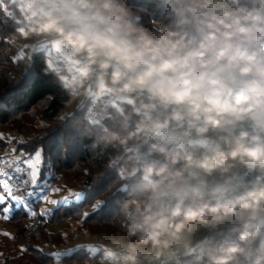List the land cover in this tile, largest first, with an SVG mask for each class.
<instances>
[{
	"label": "clouds",
	"instance_id": "9594fccd",
	"mask_svg": "<svg viewBox=\"0 0 264 264\" xmlns=\"http://www.w3.org/2000/svg\"><path fill=\"white\" fill-rule=\"evenodd\" d=\"M152 3L24 0L23 15L28 38L72 53V99L96 88L138 264H264V0Z\"/></svg>",
	"mask_w": 264,
	"mask_h": 264
},
{
	"label": "trees",
	"instance_id": "16d2710c",
	"mask_svg": "<svg viewBox=\"0 0 264 264\" xmlns=\"http://www.w3.org/2000/svg\"><path fill=\"white\" fill-rule=\"evenodd\" d=\"M141 3L146 9L153 8L152 0ZM23 13L24 0L21 3L0 0V159L8 160L11 142L16 152L25 154L23 158L37 148L43 149L40 180L51 186L63 178L68 188L84 194V199L73 202L72 197L70 206L57 204L43 208L50 215L42 216L38 208L40 200L22 197L37 215L28 216L22 206L12 212L8 221L14 225L11 238L18 251L3 250L0 244V264L58 263L45 259L34 249L43 253L69 249V239L56 227L70 219L79 221L88 236L106 237L122 246L116 253H128L127 244L135 237L128 234L127 220L117 211L112 188L122 161L117 159L118 150L106 146L101 139L104 128L111 122L99 114L101 106L94 100L95 87L87 97L72 99L73 92L64 82L63 73L55 72L48 64L43 44L32 47L16 44L30 30ZM104 100L109 110L113 103L127 106V101L107 95ZM28 131L34 132L33 135H23ZM3 134L11 137L6 139ZM24 190L32 191V188ZM101 204L104 206L98 207ZM84 213L89 214L87 218ZM21 245L27 251H21ZM91 259L90 255L78 253L76 258L60 263Z\"/></svg>",
	"mask_w": 264,
	"mask_h": 264
},
{
	"label": "rangeland",
	"instance_id": "374dc122",
	"mask_svg": "<svg viewBox=\"0 0 264 264\" xmlns=\"http://www.w3.org/2000/svg\"><path fill=\"white\" fill-rule=\"evenodd\" d=\"M22 1L23 0H19L20 3ZM32 41H33V39L28 38L27 33H26L22 40L16 41V44L18 46L28 45V44H31ZM44 46L46 47L47 60H48V64L50 66L54 65V60L52 58L53 52H55L56 50L59 52V55H58L59 57H56V58H60L62 55L66 56L65 53L69 52V50L62 48L59 45H54L52 43L46 42V44ZM33 133L28 131V132H24L23 135H27V134L33 135ZM3 136L6 139L11 137V136L8 137V135H6V134H3ZM12 149H14L13 142H11L8 146V152H9V157H7L8 160L9 159L14 160L17 157H20L21 159L29 158V156L23 158V155H21V153H22L21 151L13 153ZM7 166H8L7 164H0V168H3L5 171L11 173L10 168H8ZM26 171H27V169H26ZM70 183H72V182H70ZM10 184L13 186L14 192L16 195L24 197L25 199L31 198V197L27 196V192H29V191L23 192V189L28 190L31 187L30 185L21 186L19 183L17 185L16 181L14 179L10 181ZM50 188H58V189H60V191H58V192L48 191L47 200H57L58 202L63 201L64 196L69 195L70 192L75 190V189L68 188V183L63 178L57 179L56 182L50 186ZM73 199L75 200L74 197H73ZM8 204L10 206H12L13 211L16 208L21 207V206H16L15 201H11V200L8 201ZM28 205L29 204L24 203V205H22L23 210L27 211V209L29 208ZM51 206H53V205L50 203H47L46 201L40 200V205L38 208H39V211H41V210H43V208H48ZM12 214L13 213L10 214L9 218L12 216ZM79 223H80L79 221H75V220L70 219V220L64 222L63 224L59 225V227H56V228L62 229L63 233L65 234V237H67L69 239V241H70L69 246H68L69 248L74 247V246L77 247L78 245H92V246H96L99 249V251L96 253V254H98V256H96L95 258H92L90 261H87V262L78 261V262L72 263V264H108L109 260H107V259H109L111 256H113L115 251L123 248L122 246H120L118 244L112 243V241H110L106 237L88 236L84 232V230L80 227ZM14 232H15L14 225L11 224L8 221V219H4L3 216H0V235L2 237V239L0 240L1 241L0 244H1L3 250L7 251L8 249H10L9 251L14 252V253H16L18 251V249L16 247H13V244H12V238L11 237H12V234ZM4 233H9L10 235L6 236V235H4ZM1 252L2 251L0 250V254H2ZM1 256L2 255H0V257ZM54 264H69V263L58 262V263H54Z\"/></svg>",
	"mask_w": 264,
	"mask_h": 264
},
{
	"label": "snow or ice",
	"instance_id": "6c2138e0",
	"mask_svg": "<svg viewBox=\"0 0 264 264\" xmlns=\"http://www.w3.org/2000/svg\"><path fill=\"white\" fill-rule=\"evenodd\" d=\"M17 150L12 149V152L15 153ZM42 151L43 149L37 148L34 150L33 154H29V158L21 159L17 157L12 160H3L0 159V164H7L11 169V173L5 171L3 168H0V216H3L4 219H8L10 214L13 211L12 206L8 204V201H15L16 206L24 205V199L16 195L14 192L13 186L10 184L11 180H15L21 186L30 185L32 191L27 192V196L35 198L36 200H43L52 205L62 204L64 206H70V198L74 197L75 201H82L84 199V194L70 192L69 196L64 197L63 201L57 200H47L48 191L58 192V188H50L46 180H40V165L42 162ZM21 155H25L21 153ZM27 169V171H26ZM104 205H98V207H103ZM26 214L28 216H36L37 213L32 210L30 207L27 209ZM41 215H50V212L47 209L42 210ZM85 218L88 217V213L83 214ZM8 236L9 233H4ZM35 251L41 252L42 256L45 259L52 260L54 262H61L66 260H72L76 258L78 253H83L84 255H90L92 258H95V254L99 251L96 246L92 245H78L76 248H69L63 252H51L43 253L41 249H34ZM21 251H27L25 246L21 245ZM2 255V254H0Z\"/></svg>",
	"mask_w": 264,
	"mask_h": 264
},
{
	"label": "built area",
	"instance_id": "2783aa9c",
	"mask_svg": "<svg viewBox=\"0 0 264 264\" xmlns=\"http://www.w3.org/2000/svg\"><path fill=\"white\" fill-rule=\"evenodd\" d=\"M52 68L57 73H63L64 82L67 84L68 89L73 92L74 82L76 81L79 75V68L76 67L72 62L69 61V59L66 58L58 59L54 63ZM97 104L98 106H101L100 101H96V105ZM16 184L18 185V182H16ZM108 264H138V261L137 258L132 254L115 252L114 255L109 258Z\"/></svg>",
	"mask_w": 264,
	"mask_h": 264
},
{
	"label": "crops",
	"instance_id": "0c3cea01",
	"mask_svg": "<svg viewBox=\"0 0 264 264\" xmlns=\"http://www.w3.org/2000/svg\"><path fill=\"white\" fill-rule=\"evenodd\" d=\"M43 45H45L46 44V42H44V43H42ZM30 47H32V46H34V45H36V42H35V40L33 39V41L31 42V44H28ZM27 46V45H26ZM59 55V52L56 50L55 52H53L52 53V58H53V60H54V63L58 60V59H61V58H64V57H66L67 59H69V61L70 62H72L75 66H76V63H75V61H74V59H73V55H72V53L69 51L68 53H65V55L66 56H64V55H62L60 58H56V57H59L58 56ZM77 67V66H76Z\"/></svg>",
	"mask_w": 264,
	"mask_h": 264
}]
</instances>
